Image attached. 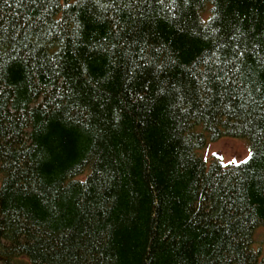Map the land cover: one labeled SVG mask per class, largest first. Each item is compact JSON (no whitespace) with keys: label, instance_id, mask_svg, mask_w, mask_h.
Masks as SVG:
<instances>
[{"label":"trees","instance_id":"trees-1","mask_svg":"<svg viewBox=\"0 0 264 264\" xmlns=\"http://www.w3.org/2000/svg\"><path fill=\"white\" fill-rule=\"evenodd\" d=\"M258 228L264 0H0V264H264Z\"/></svg>","mask_w":264,"mask_h":264},{"label":"rangeland","instance_id":"rangeland-1","mask_svg":"<svg viewBox=\"0 0 264 264\" xmlns=\"http://www.w3.org/2000/svg\"><path fill=\"white\" fill-rule=\"evenodd\" d=\"M200 155L205 163L216 155L220 157L223 163L235 162L242 160L248 154V147L243 140L231 138V137H221L213 142L207 143L204 149L199 150ZM79 177H82L79 176ZM263 237V230L258 228L254 233V244L253 246H260L262 253H264V243L261 239Z\"/></svg>","mask_w":264,"mask_h":264}]
</instances>
